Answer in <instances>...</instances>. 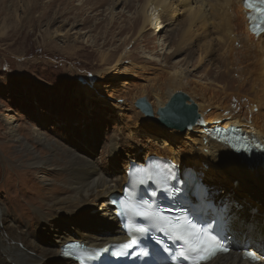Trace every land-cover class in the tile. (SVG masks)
I'll return each instance as SVG.
<instances>
[{"label":"bare ground","instance_id":"1","mask_svg":"<svg viewBox=\"0 0 264 264\" xmlns=\"http://www.w3.org/2000/svg\"><path fill=\"white\" fill-rule=\"evenodd\" d=\"M6 1L0 0L1 15L6 13L4 11ZM39 1L41 0H18L17 3L24 13H28L25 19L27 22H37L39 27L42 24L45 26L42 32L43 38L48 39L47 43L52 42L59 34L65 33L64 24L70 20L69 15L73 18L82 17L78 20L82 25L90 19L88 14L84 15L86 7L92 9V12L108 2V0H81L79 6H72L74 0H46L41 7L38 6ZM119 1L112 0L109 5L113 7ZM241 1L141 0L137 18L129 25L128 33L132 35L136 33L141 39H144V31L152 24L157 23L161 29L168 28L174 22V14L177 12V6L174 8V4L177 2L183 9L184 18L176 24L178 28L174 30L175 32L171 31V43L175 45V52L194 44L200 52L197 59L199 64L208 61V64L219 70L224 68L222 73L217 72L212 76V82L217 86L215 88L206 87L201 85L202 83L198 87L190 85L188 74L182 66L175 65L162 68L161 73L158 72L152 80L155 85L150 83L153 94L149 101L155 117L158 116V108L164 107L176 90L180 89L182 92L195 95L192 100L184 92L189 97L187 104L194 103L200 115L196 123L187 128V135L196 133L195 138L191 139L192 145L176 149L165 139H159L161 143L152 142L154 137L151 132H146V140L151 141L146 143L139 141L138 135L130 134L132 129H129L126 135L122 131L113 132L107 141V153L112 165H116V162L123 163L121 173L117 170H102L79 148L60 149L57 143L48 139L39 129H33L30 132L34 142L42 148L46 147L49 152L48 155H43V150L36 151L24 136L16 133V129H9L8 136L18 144L17 152L13 157L19 164L14 166H25L29 172L42 173L46 178L41 179L42 184L38 182L37 205L24 209L28 216V220L24 219L26 221L21 216L22 210L17 214L0 199V264H76L60 256V247L64 242L80 240L90 246L102 247L110 241L127 239L115 220L114 212L107 208V211L98 212L89 218L88 210L102 198L106 199L101 202L100 208L105 207L108 196L121 191L130 162L144 163L149 156L168 158L180 167L190 166L196 171L198 180L206 176L214 177V171L219 170L222 175L235 173L244 181L249 189L248 195L243 196L245 208L242 203L232 199L225 202L230 204L226 214V219L230 217L229 235L249 244V249L257 252L260 259L250 261L242 258L241 254L244 251L234 245L229 253L221 254L212 264H264V208L256 204L258 202L264 207V168L261 165L252 168L226 144L210 138L208 131L214 124L224 127L235 125L243 128L249 136H254L264 143V33L255 37L249 32ZM38 7L41 8L40 11H36ZM110 9V19L107 21V24H110L108 34L114 33L116 29L113 10ZM34 11L37 16H30L29 14ZM12 13L17 20L19 16L16 9ZM55 24L58 25L54 26ZM14 25L17 26V23ZM10 28L6 19L3 20L0 23V38L8 36ZM96 29L94 26L89 31ZM122 31L124 30L119 28L118 33ZM19 32L23 33L22 30ZM143 41L149 39L145 38ZM68 48L72 50L74 46ZM128 55L125 50L118 55L113 50L109 53L102 52L100 60L108 66V71ZM191 61H187V64ZM212 73L211 68L206 71L207 75L211 76ZM235 74L238 76L237 80L231 78V75ZM83 82L87 93L94 92L96 87L91 85L90 75L84 78ZM95 92L101 93L97 88ZM145 92L143 87L137 89L130 94L131 101H136L135 99ZM138 116L140 113L137 111L134 119ZM143 116L151 120L150 117L144 114ZM167 129L163 134L172 135L174 131ZM26 132L28 136V130ZM6 146L9 150V144ZM139 151H144L142 157H137ZM5 162L8 167L13 168L10 161ZM224 182L226 188L222 191L224 193L226 191L225 195H227L228 191H232V185L225 180ZM253 188L259 191L251 192ZM212 191H209L210 197H213ZM210 197L207 199L209 200ZM246 205H253V210L246 211ZM96 218L104 221V224H101L102 222L95 226L87 224L88 220ZM39 237L44 241H39Z\"/></svg>","mask_w":264,"mask_h":264},{"label":"rangeland","instance_id":"2","mask_svg":"<svg viewBox=\"0 0 264 264\" xmlns=\"http://www.w3.org/2000/svg\"><path fill=\"white\" fill-rule=\"evenodd\" d=\"M41 1L38 2L40 4L38 6L42 7L46 0ZM111 1L108 0L106 4L92 12V9L86 7L84 15L88 14L90 18L87 24L80 25L78 20L82 17L73 18L69 15L70 20L64 24L65 33L54 37L49 43L47 38H43L42 31L45 26L42 24L39 27L37 22H27L25 19L28 13L23 12L17 3L18 0H7L4 5L6 13L0 14V23L6 19L11 26L8 36L0 38V199L4 200L6 206L15 213L19 214L22 210L23 220H28L24 209L37 205L39 183L42 184L41 179L46 177L42 173L29 172L25 166H14L18 163L13 157L18 144L8 136L9 129H16V133L24 136L36 151L43 150V155H48L49 152L46 147L43 149L34 142L30 132L33 129H39L48 139L57 143L60 149L79 148L102 170H117L122 173L123 163L116 162V165H112L107 153V141L113 132L122 131L126 135L129 129H132L130 134L138 135L139 141L145 143L146 132H151L154 137L152 142L161 143L158 140L165 139L176 149L192 145L191 139L193 140L196 135L194 132L187 135V129L181 131L161 127L143 116L139 109L135 108V101H131V93L143 87L146 92L140 97L146 96L148 101H151L153 94L151 84L155 85L152 80L158 72L161 73L162 68L172 65L182 66L192 86L198 87L202 83L201 85L206 87H217L212 82V76L217 72L222 73L224 68L219 70L208 64V61L199 64L197 59L200 52L194 44L175 52V45L171 43V31L177 29L176 24L184 18L183 9L177 2L174 4V8L177 6V12L174 14L172 25L165 29H161L160 25L158 27L157 23L148 26V30L144 31V39L148 38L149 41H143L144 39L138 37L136 33L134 35L128 33L129 25L137 18L141 0H120L113 7L109 5ZM80 3L81 0H74L72 6H79ZM110 8L113 10L116 29L114 33L108 34ZM14 9L19 16L17 20L12 13ZM40 10L39 7L36 9ZM36 11L29 15L36 17ZM13 22L17 23V26ZM94 26L97 29L89 31ZM119 28L124 31L118 33ZM21 30L23 33H18ZM70 46H74V49L69 50ZM113 50L117 55L124 50L129 55L107 71L108 66L100 60V55L102 52L109 53ZM189 60H192V63L187 64ZM210 68L213 72L211 76L206 74ZM89 75L91 85L101 91L100 94L95 92L96 88L95 90L92 88L94 92L87 93L82 83ZM231 78L237 80L238 76L231 75ZM188 95L194 100V94ZM196 100L199 101L197 97ZM137 111L140 116L134 119ZM165 129L174 132L167 136L163 134L166 132ZM8 144L9 150L6 146ZM143 152L139 151L137 157H142ZM6 160L11 162L13 168L6 165ZM201 179L205 181L209 191L213 190L211 193L213 200L219 198L222 202H228L232 199L242 203L245 208L243 196L246 197L249 193L248 185L235 173L222 175L219 170H215L214 177L206 176ZM223 179L232 185V191H228L227 195L226 191L225 193L222 191L226 188ZM258 191L254 188L251 190ZM105 199L98 200L93 208L88 210L89 218L98 212L107 211V208H100L101 202ZM256 204L264 208L260 203ZM228 205L230 204H226L227 208ZM246 207V211L254 208L253 205ZM99 222L102 221L96 218L88 220L87 224L95 226ZM101 224H104V221ZM39 241L44 240L39 237ZM238 246L240 245L235 247ZM244 249L246 248H243V251Z\"/></svg>","mask_w":264,"mask_h":264},{"label":"snow or ice","instance_id":"3","mask_svg":"<svg viewBox=\"0 0 264 264\" xmlns=\"http://www.w3.org/2000/svg\"><path fill=\"white\" fill-rule=\"evenodd\" d=\"M243 4L250 30L255 35L264 32V0H243ZM257 147L260 146L257 145ZM158 167L159 165L149 164L148 166L134 168L130 172L132 191L126 190L120 202V214L129 221L125 224L129 239L116 247L123 250L137 245L140 236L149 231L148 228L141 226L143 222H147L152 226L151 230L165 234L168 239L177 245L173 255L177 256L182 264H212L221 254L229 253L230 247L225 243V236L199 222H193L186 215H165L162 210L144 199V192L137 191L138 186H145L149 183L160 184L157 174L153 172V168ZM155 195L156 192L153 190L151 196ZM132 218H136V220ZM157 243L159 244L161 241L157 240ZM67 248L70 251H63L62 254L72 256L77 264H87V262L94 261L100 254L97 250H89L80 245L70 244ZM164 251L169 252L171 249L165 247ZM127 254L131 255L132 253ZM136 255H148V253L141 250ZM241 255L242 258L250 261L260 259L254 253L248 251Z\"/></svg>","mask_w":264,"mask_h":264},{"label":"water","instance_id":"4","mask_svg":"<svg viewBox=\"0 0 264 264\" xmlns=\"http://www.w3.org/2000/svg\"><path fill=\"white\" fill-rule=\"evenodd\" d=\"M189 97L182 91H176L164 107L157 110L158 116H153V110L146 97H139L135 101V106L140 111L151 118L159 126L173 128L177 130H185L189 126L196 123L199 118L196 105L194 103L187 104ZM248 159H243L247 163ZM262 164V161H256L255 165Z\"/></svg>","mask_w":264,"mask_h":264}]
</instances>
